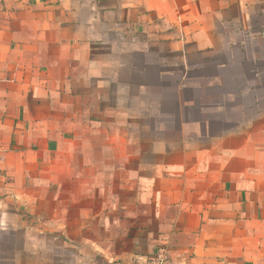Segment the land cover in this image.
<instances>
[{"label": "crops", "instance_id": "obj_1", "mask_svg": "<svg viewBox=\"0 0 264 264\" xmlns=\"http://www.w3.org/2000/svg\"><path fill=\"white\" fill-rule=\"evenodd\" d=\"M264 264V0H0V264Z\"/></svg>", "mask_w": 264, "mask_h": 264}, {"label": "built area", "instance_id": "obj_2", "mask_svg": "<svg viewBox=\"0 0 264 264\" xmlns=\"http://www.w3.org/2000/svg\"><path fill=\"white\" fill-rule=\"evenodd\" d=\"M149 264H170L169 256L164 250H160L149 262Z\"/></svg>", "mask_w": 264, "mask_h": 264}]
</instances>
